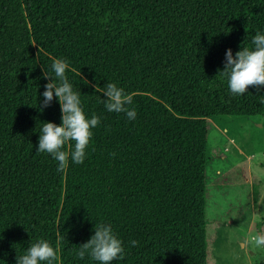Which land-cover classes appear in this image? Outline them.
I'll use <instances>...</instances> for the list:
<instances>
[{
  "label": "trees",
  "instance_id": "1",
  "mask_svg": "<svg viewBox=\"0 0 264 264\" xmlns=\"http://www.w3.org/2000/svg\"><path fill=\"white\" fill-rule=\"evenodd\" d=\"M257 32L264 0H0V264L40 239L53 264H98L77 252L99 223L123 242L112 264H206L207 119L264 116V87L233 95L218 75ZM53 59L100 117L63 172L37 153L42 123L61 125L56 98L40 110ZM107 83L132 96L134 120L100 102Z\"/></svg>",
  "mask_w": 264,
  "mask_h": 264
},
{
  "label": "clouds",
  "instance_id": "2",
  "mask_svg": "<svg viewBox=\"0 0 264 264\" xmlns=\"http://www.w3.org/2000/svg\"><path fill=\"white\" fill-rule=\"evenodd\" d=\"M252 45L253 48L241 47L235 56L231 49H227L223 70H218V75L227 78L228 88L233 95H244L250 86L257 89L264 87V34L257 32ZM51 67L54 78L44 73V78L49 82L44 85L40 110L49 107L56 98L61 110V125L42 123L37 153L51 154L58 162L57 171L63 172L68 167L69 160L75 164L84 163L86 150L93 136L92 129L100 124V117L95 114L90 119L86 117L81 107V93L73 90V85L66 76L68 61L53 59ZM94 87L95 92L102 93L105 97L100 102L108 112L125 113L129 120L136 118V111L126 107L132 103V96L126 94L123 88L115 83H107L103 88L98 85ZM261 103H264V96H261ZM93 231L94 235L78 247L77 256L80 259L87 255L98 264H112L115 260L124 259L123 242L109 225L95 224ZM63 239L58 231L57 244ZM251 240L257 247L264 246V235L258 234ZM129 243L132 247L139 244L135 240ZM55 259L56 249L48 241L40 239L31 243L24 254L17 255L16 264H53Z\"/></svg>",
  "mask_w": 264,
  "mask_h": 264
},
{
  "label": "rangeland",
  "instance_id": "3",
  "mask_svg": "<svg viewBox=\"0 0 264 264\" xmlns=\"http://www.w3.org/2000/svg\"><path fill=\"white\" fill-rule=\"evenodd\" d=\"M206 264H259L264 246V116L207 119Z\"/></svg>",
  "mask_w": 264,
  "mask_h": 264
}]
</instances>
